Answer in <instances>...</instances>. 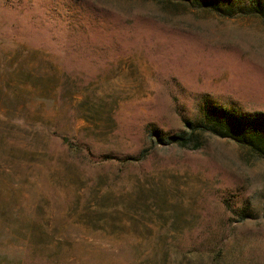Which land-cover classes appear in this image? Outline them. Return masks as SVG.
<instances>
[{
    "label": "rangeland",
    "instance_id": "obj_1",
    "mask_svg": "<svg viewBox=\"0 0 264 264\" xmlns=\"http://www.w3.org/2000/svg\"><path fill=\"white\" fill-rule=\"evenodd\" d=\"M207 104L264 112V0H0V264H264V158L160 139Z\"/></svg>",
    "mask_w": 264,
    "mask_h": 264
},
{
    "label": "trees",
    "instance_id": "obj_2",
    "mask_svg": "<svg viewBox=\"0 0 264 264\" xmlns=\"http://www.w3.org/2000/svg\"><path fill=\"white\" fill-rule=\"evenodd\" d=\"M206 5L217 8L216 2H207ZM252 6L256 7L254 3ZM208 135L232 139L254 156L264 158V112L237 113L207 104L199 118L185 120L181 130L160 139L164 144L198 149L204 145Z\"/></svg>",
    "mask_w": 264,
    "mask_h": 264
}]
</instances>
